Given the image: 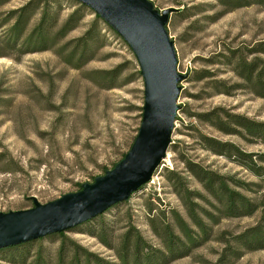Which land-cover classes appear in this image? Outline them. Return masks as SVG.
Segmentation results:
<instances>
[{
  "label": "rangeland",
  "instance_id": "1",
  "mask_svg": "<svg viewBox=\"0 0 264 264\" xmlns=\"http://www.w3.org/2000/svg\"><path fill=\"white\" fill-rule=\"evenodd\" d=\"M29 1L10 0L0 4V213L31 209L32 197L46 204L80 191L83 184H93L128 153L142 121L144 81L135 55L118 34L100 25L102 40L97 39V45L104 43L105 46L96 52L94 60L82 63L80 69L68 65L64 56L59 55L60 46L72 43L70 52L75 48L73 42L89 29L96 16L91 9L85 10L86 16L79 28L70 32L55 49L23 55L19 47L1 43L14 22L2 25L3 18ZM150 1L159 11L189 9L185 16L171 14L168 23L177 52L178 71L188 76L180 83L181 110L172 136V146L176 149L173 151L170 146L165 161L149 184L127 202L108 210L103 218L113 246H118L121 237L133 226L151 246L163 249L149 225L150 208L154 206L156 211L171 208L187 219V212L168 180V171L175 170L186 178L188 188L203 191L201 184L187 172L182 162L184 157L222 175L262 184L261 188L254 187L258 193H245L264 202V178L213 155L203 148L200 136L231 142L255 154L264 153V143L226 135L198 117L222 108L264 122V99L245 90H232L230 96L224 94L226 87L220 84L233 86L241 81L230 67L223 65L224 59H216L215 65L210 63L217 54L229 56V51L236 49L246 52L247 48L264 42V5L221 15L223 8L216 0ZM76 7L72 0H61L58 27ZM40 19L37 13L27 34ZM121 65L123 73L115 82L116 88L103 89L102 71ZM202 70H210L214 77L197 80L195 72ZM215 80L219 84H213ZM261 218L262 211H258L252 217L223 219L213 225L211 239L194 249L190 256L169 264H218L225 244L217 239L220 236L231 239L257 225ZM101 222L102 218L98 217L67 232L66 236L80 248L119 264L116 253L92 235L93 232L100 234ZM43 246L46 258L55 264L60 241L51 237ZM35 257V250L31 251L26 264H32ZM5 258L15 262L23 260L18 254L14 258L0 254V264H12ZM233 264H264V250L245 253Z\"/></svg>",
  "mask_w": 264,
  "mask_h": 264
},
{
  "label": "trees",
  "instance_id": "2",
  "mask_svg": "<svg viewBox=\"0 0 264 264\" xmlns=\"http://www.w3.org/2000/svg\"><path fill=\"white\" fill-rule=\"evenodd\" d=\"M9 1L0 0V4ZM72 1L76 3L77 7L60 27L58 25L60 22L61 0H30L21 8L9 12L3 18L1 24L8 25L11 21L14 22L6 36L2 38L1 43L4 46L19 47V52L23 55L55 49L70 32L79 28L85 19L87 7L76 0ZM216 1L223 8L221 15L252 5H264V0ZM188 11L187 8L178 9L173 14L185 16ZM37 13L41 15L40 22L27 34L28 27ZM102 24L117 35L110 26L96 15L86 33L73 42V44L76 43L74 49L68 52L69 47L72 45L70 42L59 47V55L64 56L63 60L68 65L80 69L82 63L86 64L94 60L96 52L105 46L104 43L97 45V39L102 40L100 28ZM245 51H242V49L230 50L229 56L217 54L216 57L210 60V63L215 65L216 59H224L223 65L230 67L232 73L241 81L233 86H228L226 83L220 84L226 87L224 94L230 96L232 90H245L257 98L264 99V42H259ZM79 52V58L75 62ZM248 56L252 59L249 60ZM122 73V65L114 70L102 71L100 74L102 75V88L107 90L116 88L115 82L121 77ZM195 75L197 80L214 77V73L210 70L196 71ZM212 83L219 84L216 80ZM141 111L143 112V107ZM198 117L202 122L226 135L238 136L246 141L264 143V122H257L243 115L232 114L222 108L213 109L210 112L200 114ZM200 139L203 148L213 155L221 156L254 172L256 176L264 178V153H247L234 143L222 142L205 135H201ZM171 147L175 151L176 146L171 145ZM182 162L187 172L201 184L203 191L188 188L186 178L175 170L168 171V180L187 212V219L177 210L171 208L164 211H156L154 206L150 208L149 225L154 235L160 239L163 249L151 246L145 241L141 232L133 226L121 237L118 246H113L112 240H110L111 236L108 233L106 224H104V214L99 216L102 218L100 234L93 232L92 235L101 239L104 245L116 253L119 264H169L190 256L194 249L211 239L213 225L220 223L221 220L252 217L258 211H262V218L254 227L231 239H227L225 236H220L217 239L218 242L225 244L223 254L217 263L233 264L234 260L240 259L245 253L264 250V202L258 201L245 193H258L257 190H254V187L261 188L262 184L244 182L236 176L222 175L186 157L183 158ZM154 211H156V214H153ZM95 219L86 223H91ZM51 237H56L60 241L55 264H115L80 248L75 241L66 236V232L2 249L0 254H10L11 258L18 254L23 259L19 260L20 262L8 258L4 260L12 264H26V258L31 251L35 250L36 257L32 264H51L45 256L43 246V242ZM82 251H84L83 254L80 253ZM69 255H71V258H69ZM67 258H69L68 262Z\"/></svg>",
  "mask_w": 264,
  "mask_h": 264
},
{
  "label": "water",
  "instance_id": "3",
  "mask_svg": "<svg viewBox=\"0 0 264 264\" xmlns=\"http://www.w3.org/2000/svg\"><path fill=\"white\" fill-rule=\"evenodd\" d=\"M91 9L129 46L144 81L142 121L135 141L112 170L80 191L34 207L0 213V250L70 232L130 197L152 180L165 161L181 105L178 57L167 25L178 10L159 11L150 0H76Z\"/></svg>",
  "mask_w": 264,
  "mask_h": 264
}]
</instances>
